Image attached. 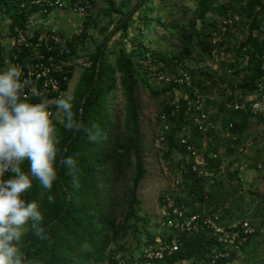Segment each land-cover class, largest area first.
<instances>
[{
    "label": "trees",
    "instance_id": "1",
    "mask_svg": "<svg viewBox=\"0 0 264 264\" xmlns=\"http://www.w3.org/2000/svg\"><path fill=\"white\" fill-rule=\"evenodd\" d=\"M30 1L0 0V10L12 21V32L25 27L28 18L38 11ZM87 1L88 14L79 33L68 39L65 57L85 58L89 64L73 66L80 68L81 74L71 102L75 118L100 135L90 141L84 129L66 130L56 117L57 108L52 107L60 141L55 162L57 180L49 193L33 179L32 189L24 194L26 201L38 202L49 238L39 239L31 225H26L21 250L24 255L26 252L28 264H136L128 239L144 232L146 239L138 240L141 264H211L214 251L222 248L212 231L201 227L180 234V247L171 252L169 245L177 232L165 225L166 215L174 208L190 215L219 213L223 226L240 220L255 226L257 218L264 215V189L260 195L244 190L238 156L245 152L252 119L264 123V117L232 112L225 106L236 94L252 95L264 80V0ZM231 19L234 24L219 44L228 58L216 62L212 57L213 34ZM96 35L101 38L99 43L94 40ZM161 42L175 49L153 48ZM183 74L189 75L192 86L204 94L216 93L217 99L209 100L205 108H212L211 119L220 123L223 134L217 129L202 134L193 123L190 86L180 87L175 81L158 77ZM155 82L160 86L155 87ZM68 83L64 84L66 90ZM146 89L157 100L151 111L142 104L141 93ZM228 91L233 95L228 96ZM182 138H188L198 154L202 152L198 172L192 170L195 159L181 145ZM151 151L159 162H167L175 170L176 188L159 195L165 213L152 224L161 228L162 223L159 233L153 232L151 219L141 213L140 189L149 173L146 157ZM226 155L235 159L225 166ZM62 156L76 159L78 186L73 184L67 167L61 165ZM230 165L236 169L226 172ZM21 168L28 172L30 165L25 162ZM226 173L234 185L231 193L225 188ZM49 194L54 202L48 201ZM261 235H251L228 263L239 260L251 240ZM166 245L162 258L145 254V249L151 248L155 254Z\"/></svg>",
    "mask_w": 264,
    "mask_h": 264
},
{
    "label": "built area",
    "instance_id": "2",
    "mask_svg": "<svg viewBox=\"0 0 264 264\" xmlns=\"http://www.w3.org/2000/svg\"><path fill=\"white\" fill-rule=\"evenodd\" d=\"M30 5L38 6L39 9L28 18L25 27H16L14 32L10 28L13 45L9 53L0 49V72L9 66H17L21 69V80L28 81L22 98H26L29 103L35 104L43 100L53 101L58 98H66L68 90L65 89L64 84L70 81V74H74L76 69H73V66H88L89 64L85 58L69 60L65 57L69 38H66L57 30L33 31L31 26L35 23V15L46 17L54 10L66 9L86 17L88 14V1L31 0ZM234 21L233 19L225 21L217 27L218 31L213 34L214 49L212 57L216 62L224 58L225 52L220 50L219 44L221 37L225 35L228 27L233 26ZM158 77L160 80L166 82L175 81L180 87L190 86L192 88L194 99L189 104V111L192 114L193 123L202 134L218 128L217 124L211 119L213 112L205 108L209 100L217 99L216 93L213 95L204 94L197 86H192L191 77L187 74H183L177 78H170L164 75H159ZM231 95L233 93L228 91V96ZM53 106V104L49 105V111L52 114L55 113L52 110ZM225 106L232 112L243 111L254 117H264V80L259 83L252 95L244 97L243 95L236 94L234 99L226 101ZM163 118H165V115H163ZM232 127L233 125L230 124V128ZM180 143L186 147L189 157L195 159L192 170L198 172V166L202 161L198 152L189 144L188 138H182ZM183 169L184 166L182 165L180 173H183ZM221 169H224V165ZM200 173L207 175V173L202 171ZM7 175L9 173H5L4 178ZM166 216L165 225L177 232V236L171 240V244L169 245L171 252L179 249L178 238L180 234L192 233L201 227H208L212 231L213 238L222 248L219 251H214L211 264H229L228 259L236 251L240 250L251 235L256 233L264 234L263 226H254L248 220H240L228 226H223L220 224L219 213L190 215L184 210L174 208ZM167 247L168 245L160 248L155 254L151 252V248H148L145 249V254L148 258H153L154 255L157 258H162L163 252Z\"/></svg>",
    "mask_w": 264,
    "mask_h": 264
},
{
    "label": "clouds",
    "instance_id": "3",
    "mask_svg": "<svg viewBox=\"0 0 264 264\" xmlns=\"http://www.w3.org/2000/svg\"><path fill=\"white\" fill-rule=\"evenodd\" d=\"M21 75L17 66L0 72V264H28L20 247L26 225H31L39 239L49 238L38 202L24 199V194L33 187V179L49 193L57 180L55 162L60 141L49 105H55L58 113H62L61 122L66 130L84 129L90 141H96L100 135L75 118L71 96L35 104L27 102L22 97L28 81H22ZM25 162L30 165L28 172L21 168ZM60 162L78 186L76 159L62 156ZM5 173L12 175L5 179ZM47 199L54 202L51 194Z\"/></svg>",
    "mask_w": 264,
    "mask_h": 264
},
{
    "label": "rangeland",
    "instance_id": "4",
    "mask_svg": "<svg viewBox=\"0 0 264 264\" xmlns=\"http://www.w3.org/2000/svg\"><path fill=\"white\" fill-rule=\"evenodd\" d=\"M124 0H115L117 4H120ZM136 0L133 1L132 4H134ZM75 17L80 22L82 20V15H75ZM8 18L6 15H1L0 17V23L6 24L8 21ZM42 16L35 15L34 19L42 20ZM35 26V23L32 24ZM37 25V24H36ZM39 27V26H38ZM94 40L96 43H99L101 38L99 36H95ZM158 51H168L175 49L173 46H168L166 43H162L160 45L153 46ZM225 60L228 58L226 54L223 55ZM81 74V69L76 68L72 78L69 81L68 84V93L67 96H71L74 88L78 82V79ZM154 86H160V83H154ZM142 98V104L144 106V109L146 111L154 110V106L157 102L156 99L152 98L149 92V89H146L145 91H142L141 93ZM119 96V100H120ZM119 102V101H118ZM120 106V102L118 103ZM212 111V108H210ZM209 111V109H208ZM213 112V111H212ZM147 114V112H146ZM152 115V114H151ZM156 115H153L155 117ZM56 117L59 121L62 119V113H56ZM217 133L223 134L221 131V125L220 123L217 124ZM157 146L163 148L161 142H157ZM223 153V150L221 151ZM147 164L149 168V173L147 177L144 179L142 183V187L140 189V196L143 200L142 206H141V213L144 216H148L151 219V225L155 222H159L162 219L163 214L165 213V210L163 209L161 205V200L159 199L160 192L169 188L175 189V170L168 165L167 162L163 163V161L159 162L155 157V152L151 151L147 153ZM199 156L202 160V152H199ZM241 163L240 170L242 172L241 179L243 181L244 190L249 191H258L259 195L264 189V123H257L255 119H252L251 126L249 129V136L247 137L245 141V152L241 156L238 155ZM179 158V156L177 157ZM235 156L230 157L229 155L225 156V166L231 161L234 160ZM255 164H260V168L256 169ZM229 168V169H228ZM236 169V166H229L226 167V172H233ZM179 175V173H176ZM223 179L225 181V188L228 190L229 193H231L232 187L234 186L232 181L229 179V176L227 173L223 176ZM245 196V195H244ZM248 194L246 195L247 199ZM205 207V206H204ZM206 209V208H205ZM257 226H263L264 227V215H261V217L257 218V221L255 222ZM161 228H156L154 225H152L151 229L154 233L161 232L162 230V223ZM139 238L144 241L146 239L144 232L137 233L136 236L130 237L128 239L129 246L131 247L132 254L134 255L136 264L140 263V256L141 253H139ZM251 245L246 248L245 253L239 254V260L234 261L232 264H264V234H262L259 237H256L251 240ZM254 244V245H253ZM251 254H250V253ZM249 253V255L247 254ZM123 255V254H122ZM247 255V260H245ZM253 256L252 260H250L249 256ZM126 256V255H124ZM106 264V263H104Z\"/></svg>",
    "mask_w": 264,
    "mask_h": 264
},
{
    "label": "crops",
    "instance_id": "5",
    "mask_svg": "<svg viewBox=\"0 0 264 264\" xmlns=\"http://www.w3.org/2000/svg\"><path fill=\"white\" fill-rule=\"evenodd\" d=\"M3 15L0 10V17ZM76 14L70 10H54L48 16L43 17L42 20L35 19V26H31L33 31H45V30H57L66 38H71L76 34L82 27L85 17L82 16V20L79 22L75 17ZM81 16V15H80ZM37 24V25H36ZM11 19L8 18L6 24L0 23V49L4 52H11L13 41L10 35ZM39 26V27H38ZM248 247V246H247ZM246 247V248H247ZM250 253V252H249ZM249 253H247L249 255ZM251 254V253H250ZM246 260L247 255H245ZM252 260L253 256H249ZM180 264H189L188 262H182Z\"/></svg>",
    "mask_w": 264,
    "mask_h": 264
},
{
    "label": "water",
    "instance_id": "6",
    "mask_svg": "<svg viewBox=\"0 0 264 264\" xmlns=\"http://www.w3.org/2000/svg\"><path fill=\"white\" fill-rule=\"evenodd\" d=\"M116 29H117V27L113 30V32H111L110 34H109V36L107 37V40H106V42H105V44H104V47H103V50L106 48V46L108 45V43H109V40H110V38H111V36L114 34V32L116 31ZM98 69H99V65H98ZM25 256H26V252H25Z\"/></svg>",
    "mask_w": 264,
    "mask_h": 264
}]
</instances>
